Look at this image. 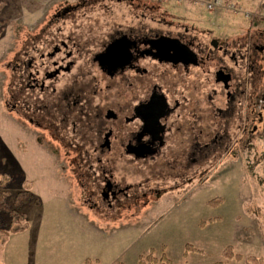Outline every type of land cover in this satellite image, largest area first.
<instances>
[{
    "label": "flooded vegetation",
    "instance_id": "1",
    "mask_svg": "<svg viewBox=\"0 0 264 264\" xmlns=\"http://www.w3.org/2000/svg\"><path fill=\"white\" fill-rule=\"evenodd\" d=\"M80 7L54 12L13 52L4 105L15 124L34 128L38 146L47 133L65 150L85 205L99 213L145 208L167 194L164 182H128L118 170L191 184L203 164L230 151L231 129L247 136L264 98V31L229 39V25H214L207 10L205 20L171 12L179 24L165 22L166 31L114 24L96 34L77 24Z\"/></svg>",
    "mask_w": 264,
    "mask_h": 264
},
{
    "label": "rangeland",
    "instance_id": "2",
    "mask_svg": "<svg viewBox=\"0 0 264 264\" xmlns=\"http://www.w3.org/2000/svg\"><path fill=\"white\" fill-rule=\"evenodd\" d=\"M78 4V12L85 15H78L77 24L96 34L114 24L170 30L165 22H174L173 13L192 17L195 12L203 20L209 18L201 7L203 1L197 0L181 4L162 0H0V214L27 213L30 225L26 232L12 235L4 247L0 244V264H85L87 259L92 264H165L162 256L170 260L166 264H214L225 260L228 247L243 260L234 258L226 264H264V98L256 100L247 136L231 129L235 144L230 151L214 163L203 164L202 176L191 184L154 177L143 168L134 170L133 177V167H123L125 173L120 167L119 178L125 176L128 182L152 178L150 185L164 182L167 194L160 199L151 197L145 208L104 213L84 204L86 191L72 174L64 149L47 133L38 146L33 127L23 129L15 124L20 119L15 113L9 115L4 105L6 63L25 37L40 31L54 12ZM231 4L236 13L228 9ZM213 14L214 25H229V39L247 31H264V0H223ZM175 24H179L177 19ZM186 24L181 23L193 28ZM216 29L218 38H227ZM197 30L192 33L205 41L209 38L203 29ZM258 93V97L264 94V80ZM27 191L39 196L43 205L28 202ZM215 200L220 204L212 207L209 203ZM17 226L13 223L12 229Z\"/></svg>",
    "mask_w": 264,
    "mask_h": 264
},
{
    "label": "trees",
    "instance_id": "3",
    "mask_svg": "<svg viewBox=\"0 0 264 264\" xmlns=\"http://www.w3.org/2000/svg\"><path fill=\"white\" fill-rule=\"evenodd\" d=\"M7 183V182H6ZM27 201H33V204L37 207L41 206V199L36 196L32 191H27ZM212 207L213 206H217L220 204V201H212L209 203ZM13 212L12 215L11 214H0V237H1V246L4 247L6 245V243L8 242L9 238L12 235L15 234H20V233H24L27 230L30 229V225L28 223V214H20L17 212V210H13L11 211ZM10 212V213H11ZM17 212V213H16ZM5 216L9 217V222H7V219ZM13 223L18 224L17 228L12 229ZM12 229V231H10ZM224 258L225 260L221 261V262H217L214 264H226L228 262H230L232 259H236L238 261H242L243 258L241 255L239 254H235L234 253V249L233 247H228L224 253ZM151 259V258H150ZM162 261H165L163 263L166 264V262L170 263V260L167 259L166 257L162 256ZM95 263H99L98 261H95ZM85 264H92V261L90 259H87L85 261ZM152 264V263H150ZM168 264V263H167Z\"/></svg>",
    "mask_w": 264,
    "mask_h": 264
},
{
    "label": "built area",
    "instance_id": "4",
    "mask_svg": "<svg viewBox=\"0 0 264 264\" xmlns=\"http://www.w3.org/2000/svg\"><path fill=\"white\" fill-rule=\"evenodd\" d=\"M163 2L166 3H175V4H181L184 2V0H162ZM203 1L204 5L206 8L210 11H215L218 7L223 5V0H197V2ZM228 9H231L230 11L235 12V4H231Z\"/></svg>",
    "mask_w": 264,
    "mask_h": 264
},
{
    "label": "crops",
    "instance_id": "5",
    "mask_svg": "<svg viewBox=\"0 0 264 264\" xmlns=\"http://www.w3.org/2000/svg\"><path fill=\"white\" fill-rule=\"evenodd\" d=\"M198 3H196V5H197ZM198 6V5H197ZM196 7V6H195ZM202 8H204V9H206V6L205 5H203V7ZM207 10V9H206ZM217 10V9H216ZM215 10V11H216ZM232 13V12H231ZM232 14H234V13H232ZM234 16H236V14H234ZM39 197V196H38ZM40 198V197H39ZM41 199V198H40ZM43 205V201H42V199H41V206Z\"/></svg>",
    "mask_w": 264,
    "mask_h": 264
}]
</instances>
